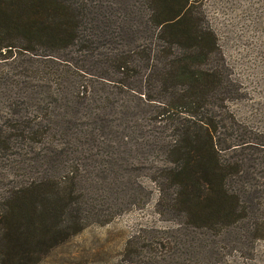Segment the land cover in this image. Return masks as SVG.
Listing matches in <instances>:
<instances>
[{
    "label": "trees",
    "instance_id": "16d2710c",
    "mask_svg": "<svg viewBox=\"0 0 264 264\" xmlns=\"http://www.w3.org/2000/svg\"><path fill=\"white\" fill-rule=\"evenodd\" d=\"M202 6L0 0V264L144 208L181 225H138L124 264L190 241L194 264H222L264 240V145L233 140L240 93Z\"/></svg>",
    "mask_w": 264,
    "mask_h": 264
},
{
    "label": "rangeland",
    "instance_id": "374dc122",
    "mask_svg": "<svg viewBox=\"0 0 264 264\" xmlns=\"http://www.w3.org/2000/svg\"><path fill=\"white\" fill-rule=\"evenodd\" d=\"M202 5L230 66L229 77L236 82L235 89L240 93L238 99L228 102L238 124L233 128V140L257 137L264 145V0H202ZM261 152L264 156V150ZM239 153L241 151L236 150L229 154L238 156ZM149 174L142 170L138 175L134 173L131 180L145 183ZM122 181L126 186L133 185L127 177ZM181 222L173 217L160 222L152 216L150 208L136 209L104 226H89L51 248L35 264H124L120 253L127 236L138 225L156 230L170 226L174 231L179 230ZM189 232L194 233L190 229ZM159 235L164 237L165 234ZM197 237L202 236L197 234ZM246 243L250 245L244 243L228 248L231 253L226 254L225 259L224 255L219 257L224 259L221 263L264 264V240ZM179 244L169 253H158L150 264H194L197 255L183 252V249L190 250L191 241Z\"/></svg>",
    "mask_w": 264,
    "mask_h": 264
}]
</instances>
